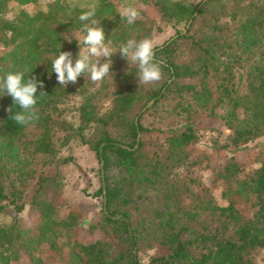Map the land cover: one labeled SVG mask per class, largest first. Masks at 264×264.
Here are the masks:
<instances>
[{
	"label": "trees",
	"instance_id": "trees-1",
	"mask_svg": "<svg viewBox=\"0 0 264 264\" xmlns=\"http://www.w3.org/2000/svg\"><path fill=\"white\" fill-rule=\"evenodd\" d=\"M38 1L0 0V75L24 71L25 79L43 82L37 96L46 93L28 126L11 119L21 109L0 93V217L10 220L0 224V264H21L22 256L29 264H141L149 252L147 264H264V162L248 168L232 156L213 167L210 155L194 151L204 119L229 132L212 142L214 153L264 136V0H136L131 7L140 15L132 25L121 17L122 0L94 7L53 0L46 10L25 9ZM90 8L117 52L128 39L151 38L160 22L176 30L191 21L156 47L164 79L140 84L138 66L117 53L103 81L82 76L61 86L51 63L61 51L76 59L86 47L78 17ZM68 104L77 127L64 119ZM147 116L179 120L182 129L144 126ZM70 129L95 155L99 175L103 161L94 197L105 199L107 214L102 209L83 228L80 211H62V176L46 173L71 161L58 157L69 135L57 136Z\"/></svg>",
	"mask_w": 264,
	"mask_h": 264
},
{
	"label": "rangeland",
	"instance_id": "rangeland-1",
	"mask_svg": "<svg viewBox=\"0 0 264 264\" xmlns=\"http://www.w3.org/2000/svg\"><path fill=\"white\" fill-rule=\"evenodd\" d=\"M53 0H39L36 5H29L25 9L29 12H34L35 10H46L47 5ZM70 7H94L97 0H59ZM136 0H122L120 2L119 11L122 12L125 8L131 7ZM191 2L198 3L201 0H190ZM9 13L7 17H12L15 11L14 4L10 6ZM151 16L155 15L152 10ZM186 26L181 25L176 30L171 24L160 22L156 24L153 28L151 34V39H153L156 47L161 46L163 43L168 41L171 37H174L177 30L182 32L185 30ZM79 45L82 43L80 36L76 37ZM81 49L86 47L80 46ZM80 49V51H81ZM4 51V48L0 46V53ZM102 62V61H101ZM78 100L76 101V104ZM63 116L66 122L72 123V127H77L78 113L73 111L75 106L73 104H68L65 106ZM143 125L147 127H155L166 130V127L170 128H181L182 124L179 120H168V121H158L153 117L147 116L143 120ZM216 129V131L212 130ZM74 129H70L68 133H58L57 136H62L63 134H68L70 137V142L60 149L58 157L60 159H71L67 163H59L55 167H49L46 169V173L53 175L59 173L63 179V190L62 197L65 202V206L62 208L63 212L70 209L78 210L82 214L81 226L87 227L91 223L98 221L101 218V211L103 209V202L101 198H95L94 194L99 186V164L95 158V155L88 150L85 146H80L78 139L76 138V133ZM220 132V133H219ZM229 132L224 130L218 120L213 122L206 119L202 120L198 126V144L194 147L196 154H202L203 152L211 156V165L213 167H218L219 164H223L227 159L234 156L239 162H246L248 168H255L259 166V162H264V136L248 143L242 147L230 149L228 151H221L214 153L212 142L216 139L222 143L225 136ZM74 137V138H73ZM73 138V139H72ZM203 183L208 185L209 182V172H205L202 175ZM214 196L219 203V205H224L221 200L220 190L214 191ZM29 199V197H27ZM30 209L29 206L25 207L21 214V218L27 221L29 219ZM10 220L6 216L0 217V224H7ZM79 235H83L82 231H78ZM141 255V264H147L149 256ZM21 264H29V259L26 256H22L20 259Z\"/></svg>",
	"mask_w": 264,
	"mask_h": 264
},
{
	"label": "clouds",
	"instance_id": "clouds-1",
	"mask_svg": "<svg viewBox=\"0 0 264 264\" xmlns=\"http://www.w3.org/2000/svg\"><path fill=\"white\" fill-rule=\"evenodd\" d=\"M139 11L135 7H127L121 12L122 19L132 25L139 18ZM94 8L83 11L78 19L82 22L81 31L85 33L78 58L74 59L71 52L61 51L51 63V72L56 74L61 86L76 84L78 78L86 77L92 82H101L112 74L113 56L121 54L129 64L138 66V82L143 85H154L164 79L163 60L156 58V45L151 38L136 40L128 39L119 47V51L111 47V40L106 37L101 23L95 18ZM105 61L101 63V61ZM44 88L43 82L35 78L25 79L24 71L9 72L0 75V93L11 96L15 105L21 111L16 112L11 119L18 125L28 126L39 119L37 105L46 93L37 91ZM11 112V109H9Z\"/></svg>",
	"mask_w": 264,
	"mask_h": 264
},
{
	"label": "water",
	"instance_id": "water-1",
	"mask_svg": "<svg viewBox=\"0 0 264 264\" xmlns=\"http://www.w3.org/2000/svg\"><path fill=\"white\" fill-rule=\"evenodd\" d=\"M190 23H191V21H189V23H188V25H187L186 28L189 27ZM185 32H186V30H184L182 33L184 34ZM153 103H154V101H150V102L146 105V107H145L144 109H142L141 113H144V111H145L147 108H149ZM135 122H137V119H136ZM139 139H140V134L137 135V139H136V140H137V144L135 145L134 149H136V148L138 147ZM123 148H124V149H128L127 147H123ZM100 177H101V180L103 181V179H104V172H103V161H102V160H101V162H100ZM103 205H104V206H103L104 213L107 214V211H106V208H105V199H104V201H103ZM113 219H115V218L113 217ZM134 253H136V251H134Z\"/></svg>",
	"mask_w": 264,
	"mask_h": 264
}]
</instances>
